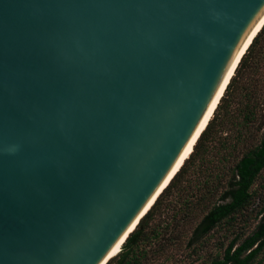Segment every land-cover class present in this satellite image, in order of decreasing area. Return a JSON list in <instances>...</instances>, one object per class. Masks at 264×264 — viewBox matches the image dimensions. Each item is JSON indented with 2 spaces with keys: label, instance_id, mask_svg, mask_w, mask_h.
Segmentation results:
<instances>
[{
  "label": "water",
  "instance_id": "obj_1",
  "mask_svg": "<svg viewBox=\"0 0 264 264\" xmlns=\"http://www.w3.org/2000/svg\"><path fill=\"white\" fill-rule=\"evenodd\" d=\"M263 23L264 0H0V264H102Z\"/></svg>",
  "mask_w": 264,
  "mask_h": 264
},
{
  "label": "trees",
  "instance_id": "obj_2",
  "mask_svg": "<svg viewBox=\"0 0 264 264\" xmlns=\"http://www.w3.org/2000/svg\"><path fill=\"white\" fill-rule=\"evenodd\" d=\"M263 66L264 26L190 158L107 264H264ZM220 228L216 250L202 253Z\"/></svg>",
  "mask_w": 264,
  "mask_h": 264
},
{
  "label": "bare ground",
  "instance_id": "obj_3",
  "mask_svg": "<svg viewBox=\"0 0 264 264\" xmlns=\"http://www.w3.org/2000/svg\"><path fill=\"white\" fill-rule=\"evenodd\" d=\"M263 26H264V23H263L262 26L260 27V29H259V31L257 32V34L255 35V37H257V35L259 34V32L262 30ZM255 37H254V38H255ZM254 38H253V40H254ZM253 40H252V42H253ZM252 42L250 43V45H249L248 48L246 49V51H245V53L243 54V56H244V55L246 54V52L248 51V49H249V47L251 46ZM243 56L241 57L240 61L238 62V64H237L236 67L234 68V70H233V72H232V74H231V76H230L228 82L226 83V85H225V87H224V89H223V91H222V93H221V95H220V97H219V99H218V101H217V103H216V105H215V107H214L212 113L210 114L208 120L206 121V123H205L203 129L201 130V132H200L199 135L197 136L196 140L194 141V143L192 144L191 148L189 149V151H188L187 154L185 155V157H184V159L182 160V162L180 163L179 167L176 169V171L173 173V175L170 177V179L167 181V183L164 185V187L161 189V191L158 193V195L155 197V199L152 201V203H151V204L149 205V207L146 209V211L150 208V206H152V204L155 202L156 198H158V196L161 194V192H162V191L168 186L169 182L174 178V176L177 174V172L181 169V167L183 166V164L185 163V161H186L188 158H190V155L192 154V152H193L194 149H195V145H196V143L198 142V140H199V138L201 137V135H202V133L204 132V130L207 128L209 122H210V121L212 120V118L214 117L215 112H216V110H217V108H218V106H219V104H220V102H221V100H222V98H223L225 92H226V89H227V87H228V85H229L231 79H232L233 76L236 74V69H237V67L239 66V64H240V62H241ZM146 211H145V212H146ZM145 212H144V213H145ZM135 225H136V224H135ZM135 225H134V226H135ZM131 230H132V229H131ZM126 236H127V235H126ZM126 236H125L124 239H123V240H122V241H121V242H120V243H119V244H118V245L112 250V252L108 255V257L106 258V260L112 258L113 256L117 255V254L120 252V250H121V248H122V246H123V244H124V242H125L124 240H125ZM106 260H105V261H106ZM105 261H104V262H105ZM104 262H103L102 264H104Z\"/></svg>",
  "mask_w": 264,
  "mask_h": 264
},
{
  "label": "rangeland",
  "instance_id": "obj_4",
  "mask_svg": "<svg viewBox=\"0 0 264 264\" xmlns=\"http://www.w3.org/2000/svg\"><path fill=\"white\" fill-rule=\"evenodd\" d=\"M262 71L264 72V66L262 67ZM243 73H245V71H242ZM247 72V71H246ZM241 74V78L240 81H242L245 77V74ZM240 75V74H239ZM244 75V76H243ZM240 98H241V93L239 92V94L237 95V99H235L234 101H231V103L228 102V100L224 103L225 105L218 111L217 117L215 119V122L218 123L220 121H222L223 117L226 116V110L228 109L227 106H230L231 109H234L235 107H237L240 104ZM229 103V104H228ZM228 104V105H227ZM264 111V110H263ZM215 117V115H214ZM227 132L230 134L231 132L227 130ZM226 135V134H224ZM191 224H188L187 228H190ZM230 233V232H229ZM223 236H224V232L223 229L220 228L218 230V232H216L214 234V236L211 238L210 242L207 244V246L205 247V249H203L202 253H205L206 251L210 252V251H214L216 250V247L220 244V242L223 240ZM183 247L182 246H178V248L173 249L172 252H175V254H180L181 250Z\"/></svg>",
  "mask_w": 264,
  "mask_h": 264
}]
</instances>
